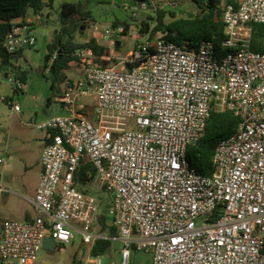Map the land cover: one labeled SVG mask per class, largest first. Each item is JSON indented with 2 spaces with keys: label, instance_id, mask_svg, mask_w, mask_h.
Segmentation results:
<instances>
[{
  "label": "built area",
  "instance_id": "obj_1",
  "mask_svg": "<svg viewBox=\"0 0 264 264\" xmlns=\"http://www.w3.org/2000/svg\"><path fill=\"white\" fill-rule=\"evenodd\" d=\"M235 1L223 8L222 57L212 41L190 48L150 36L119 60L76 50L80 76L56 96L65 113L37 125L49 142L36 218L0 220V264H36L47 236L57 249L75 233L93 264H102L91 254L97 239L123 243L120 264H130L131 250L150 252L152 264H264V50L254 49L253 39V25L264 24V0ZM151 7L143 0L136 9ZM31 29L14 26L3 43L10 56L35 46ZM121 33L104 31L111 51ZM14 71L7 79L22 90ZM0 102L21 112L6 96ZM214 111L233 112L241 123L218 143L213 174L201 175L188 153ZM86 164L95 175L82 190L76 175ZM90 186L113 195L118 237L95 230L101 208Z\"/></svg>",
  "mask_w": 264,
  "mask_h": 264
},
{
  "label": "trees",
  "instance_id": "obj_2",
  "mask_svg": "<svg viewBox=\"0 0 264 264\" xmlns=\"http://www.w3.org/2000/svg\"><path fill=\"white\" fill-rule=\"evenodd\" d=\"M143 0H136L141 3ZM55 0H0V55L3 63H10L11 56L4 48V41L8 34L12 31L14 20L21 18L24 24L33 25L26 22L27 13L32 10L35 15L42 16L45 9H53ZM93 0H84L76 4L65 3L60 11V27L54 31L52 41L47 45V54L45 56L44 69L50 70L49 75L53 78L52 88H56V84H65L71 81L69 73L74 69L73 64L79 62L75 52L79 48L90 47L95 54L103 56L108 49L100 45L96 39L90 40L88 43H78L76 35L82 34V27L87 22H94L92 9L90 8ZM197 7L201 10L198 15L192 19L177 18L169 24L165 22V12L157 10V26L151 30L150 24L141 22L140 33L151 37L156 33L163 34L162 39L174 42L179 45H188L190 48L198 47L203 41H212L215 45L216 52L219 57L226 54L223 47V41L226 38L225 26L222 21V3L236 4L235 0H194ZM174 16V13H172ZM175 17V16H174ZM114 27L117 28L119 21H114ZM129 24H126L123 35L128 34ZM254 49L263 51L262 45L264 40V24L253 25ZM56 54V58L53 56ZM98 64H107L97 60ZM19 80L27 83L28 76L26 72H21ZM19 90L15 87V92ZM241 119L233 112H212L208 120L205 135L188 153L191 165L201 175H212L214 172L212 158L218 143L232 136L238 131ZM95 170L90 164L83 165L79 168L76 175V182L80 189L85 190L86 186L93 180ZM101 226L100 233L108 231V237H118V229L115 226H106L104 217L98 219ZM112 239H97L91 254L94 257L107 255L112 248Z\"/></svg>",
  "mask_w": 264,
  "mask_h": 264
},
{
  "label": "rangeland",
  "instance_id": "obj_3",
  "mask_svg": "<svg viewBox=\"0 0 264 264\" xmlns=\"http://www.w3.org/2000/svg\"><path fill=\"white\" fill-rule=\"evenodd\" d=\"M99 1L100 0H94L90 5V8L95 12V18L97 19L94 26L89 30L92 31L94 35H97L98 38H104V31L106 29L115 28L113 25L114 22H110V17L114 14L119 15L120 18L118 20V27H120L121 24H129L128 34L123 35L124 29H122V33L117 38V41H120L121 43L120 48L118 50H113L115 52L114 55L119 56L120 59L125 58L129 52L134 49L136 43L146 37H151L150 33L147 35H142L140 33V25L141 22H147L150 24L151 30H153L157 26V10L165 12V22L168 24L177 18L192 19L201 11L195 4L194 0H151V3L155 5V9L147 11H142L139 8L136 10H124L123 8H119L115 3L98 4ZM224 6L225 3L223 2L222 9ZM172 13H174L175 17ZM134 15H137V17H134ZM36 24V29H42V31L45 32L49 27L58 29L60 27V12L54 11L52 13L48 26L42 27L41 22ZM34 34L35 33L33 32V36L37 40L35 46L29 48L26 47L22 50L21 60L17 65V69L21 72H26L28 76L27 87L23 90L24 93L20 91L16 94V97L18 98L17 102L21 106L23 114L31 113L36 116V113H39L42 119L48 117L54 118L65 113L60 102L56 100V96L64 89L65 84H56V88H52L53 77L49 75V71L48 73H45L43 68L46 47L43 46L42 40L38 42L39 35ZM162 36L163 34L158 32L151 38H162ZM76 38L81 42L84 36L77 34ZM73 66L74 69L68 74L70 79L78 78L81 73V65L79 62H75ZM40 93L41 100L38 99ZM0 106H2V104ZM35 116L34 118H36ZM34 122H36V124L39 123L36 120H30L27 121L26 125L33 130L34 128L32 127ZM128 130H137L135 122H128ZM32 146H34V143L32 140H29V142L26 143V147L30 148ZM16 150H18L17 145L13 147L10 156L13 157L14 163L17 166L15 173L17 176V173L22 171L23 165L21 164L20 158L15 154ZM18 182L27 186V193L29 195L33 194L35 178L32 173L27 176H19V178L16 179V183ZM88 192L95 196L100 202L101 209L99 212V218L103 216L106 226H113V195L98 186H90ZM95 230L100 233L101 226L98 222L95 226ZM104 234L107 235L108 231H105ZM122 248L123 243L114 240L111 251L107 255L101 256L102 264H120V250ZM90 260V247L82 243V236L80 234L75 233V237L70 244L64 246L58 245L57 249L53 252L42 248L36 264H93ZM152 263L153 256L150 252L131 250L130 264Z\"/></svg>",
  "mask_w": 264,
  "mask_h": 264
},
{
  "label": "crops",
  "instance_id": "obj_4",
  "mask_svg": "<svg viewBox=\"0 0 264 264\" xmlns=\"http://www.w3.org/2000/svg\"><path fill=\"white\" fill-rule=\"evenodd\" d=\"M84 0H55L53 9H45L43 11L42 16L35 15L32 10L27 13L26 22H31L32 29L30 34L39 35V40L43 41V46L46 47L47 54V45L52 41L53 34L56 28H47L48 30L42 31L37 28L38 22H41V26L45 27L49 24V19L54 11H61L63 4L72 3L76 4ZM94 1V0H93ZM47 2V0H44ZM103 3H115L119 6V8H123L124 10H135L137 4L135 5L136 0H100L98 4ZM155 9V5L152 4L151 10ZM94 16V22H87L85 26L82 27L83 33L80 36H84L83 40L79 42L78 38L76 41L78 43L84 44L88 43L92 39H96L97 42L106 47L108 52L103 55L106 57H113L114 60L120 59L119 56L114 55V51H111L108 48V40L105 38H98L97 35H94L92 31H89L92 26L96 23L95 12L92 10ZM110 22H114L115 20H119V15L114 14L110 17ZM14 23L24 24L23 19L18 18L14 20ZM110 23V24H111ZM123 23V22H122ZM120 28H126V24H121ZM34 34V35H35ZM120 41H117V46L115 50L120 48ZM26 48V47H25ZM29 48V47H27ZM1 52V49H0ZM22 52V51H21ZM15 59H18V62H14ZM45 59V57H44ZM21 60V53L16 56V58L11 59L10 63H3L0 55V95L6 96L9 101L17 102L18 98L16 97L17 92H15V85L9 81L7 78L15 77V71L17 69V65ZM45 63V61H44ZM43 63V68H44ZM45 73H48V70H45ZM24 72V71H23ZM21 74V71H20ZM19 74V75H20ZM18 75V77H19ZM28 82V81H27ZM27 87V83H24V88ZM24 88L22 93H24ZM60 93V92H59ZM41 100V93L38 97ZM51 100V99H50ZM0 159H5V166H0V187L4 188L6 191L0 194V220H20V221H33L36 218L37 212L36 208L33 204L34 196L36 194V190L39 184L40 176L42 173V164L41 158L44 151L45 146L49 142L48 131L46 129H39L37 127L38 124H43L49 119L41 118L39 113H36V116L31 113L23 114V110L21 108V112H16L12 109L11 105L8 102H0ZM34 116L36 118H34ZM36 120L39 123L36 124L34 122L33 130L26 125L27 121ZM42 122V123H41ZM36 129V130H35ZM32 140L34 146L27 148L26 143ZM17 145L18 150L15 151V154L20 158L22 166V171L17 173L16 176V168L17 166L14 163L13 157L10 156V152L13 150V147ZM5 155V156H4ZM9 156V157H8ZM9 158V159H8ZM34 175L35 183H34V191L32 195L27 193V186L23 183H16V179L19 176H27L29 174ZM17 177V178H16Z\"/></svg>",
  "mask_w": 264,
  "mask_h": 264
},
{
  "label": "water",
  "instance_id": "obj_5",
  "mask_svg": "<svg viewBox=\"0 0 264 264\" xmlns=\"http://www.w3.org/2000/svg\"><path fill=\"white\" fill-rule=\"evenodd\" d=\"M16 58V56H11V59H14ZM14 62H18V59H15ZM44 248L46 250H49L51 252L55 251V248H56V242L53 238L47 236L45 239H44Z\"/></svg>",
  "mask_w": 264,
  "mask_h": 264
}]
</instances>
